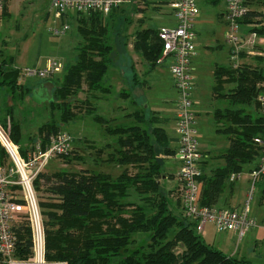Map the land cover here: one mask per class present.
<instances>
[{
  "label": "trees",
  "instance_id": "1",
  "mask_svg": "<svg viewBox=\"0 0 264 264\" xmlns=\"http://www.w3.org/2000/svg\"><path fill=\"white\" fill-rule=\"evenodd\" d=\"M217 1L211 0L213 4ZM260 1L264 4V0ZM116 10L106 16L98 12L76 16L81 41L75 47L73 63L64 65L61 81L56 83L50 79L55 87L49 105L59 108L58 124L77 116L76 102L86 105L88 109L84 113L92 115L99 123L103 137L107 138L97 148L96 163L118 166L121 171L112 175L84 168L39 175L36 187L42 189L40 205L46 217L43 229L47 261L64 264H251L207 243L196 231L195 222L178 218L170 209L168 195L161 185L162 177L167 176L162 168V158L174 155L175 150L169 144L172 139L156 124L160 118L155 114L147 116L135 112L130 122H114L115 119H105L95 113L94 100L110 90L104 77L112 64L113 47L109 44V23L105 20L106 17L113 18ZM263 11L249 10L242 22L257 33H264V25L259 21L264 18ZM133 47L151 67L157 65L156 60L162 53L157 29L137 30ZM253 57L246 61L239 59L234 66L216 65L213 70V97L227 99L232 108H216L213 114V127L217 134L225 137L228 145L218 155L223 165L213 168L208 175L203 172L207 158L203 153L199 177L202 205L213 206L228 175L255 163L261 154V147L254 139L264 138V115L259 108L256 114L243 108L253 102L258 107L256 96L264 92V86H261L264 58ZM23 75L14 65V56H7L0 50V90H5L11 101L10 105L6 100L0 106V116H3L0 120L4 122V116L9 115L12 138L16 143L22 131L21 123L14 118L16 106L13 103L24 100L32 90L21 82ZM258 82H261L259 86ZM226 85L229 86L226 88ZM80 93L84 98L79 97ZM59 130L61 127L55 125L51 116L38 128L37 138L44 142L49 134ZM23 150L22 154L25 153ZM4 156L7 158L0 145V166L4 165ZM262 185L264 197V181ZM134 194L138 199L129 200ZM15 230L16 255L26 258L30 231L21 224ZM141 232L147 234L146 246L130 250L133 234Z\"/></svg>",
  "mask_w": 264,
  "mask_h": 264
},
{
  "label": "rangeland",
  "instance_id": "2",
  "mask_svg": "<svg viewBox=\"0 0 264 264\" xmlns=\"http://www.w3.org/2000/svg\"><path fill=\"white\" fill-rule=\"evenodd\" d=\"M16 1L12 0L11 4V16L6 14L5 5H7L8 0L4 2L2 9L0 10V50L5 55H15L17 59L16 64L21 66V68L26 67L28 69H37L43 68L46 59L48 58H59L64 65L73 63L75 59V47L81 41L80 35L77 31V22L75 18H69L68 24L69 28L65 32V34L56 36L51 32L52 27H59L60 24L58 20L53 19V13H51L50 9V1L51 0H19L20 4L16 7ZM125 4L116 10V14L113 18H107L105 21H108V32L107 36H109V44L113 47L112 52L110 53L111 59H113V65L117 64V70H113L114 67H110L105 74L104 82H108L112 85V89L110 95L108 97V101H101L98 106V113L107 117L114 116L115 119L123 118V107L121 95H119L120 99L116 96L119 93V90L123 86V78L121 75L113 74L114 72L118 73L120 71V67L125 68L126 66V58L132 57V53L126 45V41L130 39L133 41L134 35L136 31L141 29L143 26L150 24L151 15H161L162 20H152L151 24L155 26H172L167 22L169 19L173 18V13L171 11V7L169 5L170 0H125ZM148 1V3H147ZM211 1V0H210ZM146 4H145V3ZM156 3L160 6L158 11H154L152 6ZM197 16H204L205 22L203 25H206V30L199 32V40L196 43V53L197 57L194 59L193 63L196 67L192 71V75L196 81V90L192 93V98L194 101V107L199 112L200 117L197 120V128L198 133L196 138L198 140V147L203 151H215L221 148L222 140H224L223 135H218L214 132V127L210 122V115L214 114L216 108L225 109L226 107L232 108L225 98H216L210 101L209 91L210 85L212 82V73L210 68L205 66V60L207 57V61L212 58L222 59L223 55H216V53L222 54V50H218L219 52H211L205 49V44L210 40V34L212 30H215L216 38L222 37V30L225 25L217 21V15L215 19V14L219 13L224 6V0H220L219 4H209L207 8L202 7V2L198 0L197 2ZM141 6H147V9H142ZM259 8L260 10H264V4L260 0H254L251 5V9ZM50 9V12H49ZM200 9V11H199ZM124 10V11H123ZM145 10V11H143ZM5 11V12H4ZM143 11L142 15H136ZM156 12V13H155ZM141 16V17H140ZM215 19V20H214ZM55 20L56 23H52ZM216 22V23H215ZM219 24V25H216ZM219 27V28H218ZM244 24L240 25L241 29H244ZM129 36V37H128ZM19 39V40H18ZM18 40V41H16ZM224 40V39H223ZM16 41V43H15ZM225 42V41H224ZM132 43V42H131ZM225 44H227L225 42ZM131 45V44H130ZM228 45V44H227ZM125 48V50H124ZM225 50V49H224ZM211 56V57H210ZM142 60L140 56L135 57V60ZM250 62V61H248ZM170 60L167 58L161 64H158L157 68L147 74L146 80H148L149 85L154 87V92L150 95L154 99H164L169 104L168 109H171L174 106V99L177 98V92L175 88L171 85L172 77L169 71ZM64 73H59L53 80L57 82L61 81V78ZM107 76L109 77L107 80ZM22 83H28L30 85H38L36 82L44 81L43 79L38 78L37 76H25L21 79ZM261 82H258V86ZM261 86H264V82L261 83ZM127 83L124 82V86L126 87ZM229 85H226V88ZM150 89V88H149ZM102 95V94H101ZM105 95V94H104ZM42 96L27 95L24 100L16 101L13 104L18 108L15 109L14 118L15 120L21 123L22 136L18 143H16L12 138L11 132V118L9 115L4 116V122H1L0 125L3 129L9 134V138L12 142L16 143L17 146H21L23 149L30 148L31 145L34 144V141H37L38 136V128L44 124L46 120H48L51 116L54 117L55 125L61 127L62 131L68 133L72 138V152L70 151L68 156L65 157H57L51 160L48 165L45 167L43 172H47L49 174L53 172H57L60 170L63 171H79L81 169L87 168L93 171H101V172H109L112 175H117L121 171V167L114 165H106L105 163L100 162L96 163V157H99L97 153V148L104 144L105 140L101 138L102 132L101 129L98 128V124L87 114H85V109H88L86 105H82L79 102L74 104V110L78 112L77 116L71 119L69 122H64L63 124H58L60 121V111L59 108L51 107L49 105V100H44ZM79 97L84 98L83 94H79ZM117 99V100H116ZM218 99L220 101H218ZM120 100V101H119ZM119 101V106L114 108V105ZM152 103V101H149ZM98 105V102H97ZM88 106V105H87ZM112 106L113 113L112 114ZM253 102L250 106H243L244 110L249 113H258L259 109L256 107ZM2 107V106H1ZM241 107V106H239ZM22 108V110H19ZM97 110V107H96ZM170 111V110H169ZM172 111V110H171ZM3 115V114H2ZM148 115V114H145ZM3 117V116H0ZM171 135L173 128V121L169 124ZM112 141V140H111ZM77 149H76V148ZM75 148V149H74ZM21 152V149H20ZM104 156V154H102ZM5 157V156H4ZM80 157V159H78ZM101 157V156H100ZM164 158V157H163ZM162 158V159H163ZM218 160L217 158H215ZM221 159V158H220ZM211 160V159H210ZM215 160V161H216ZM222 160V159H221ZM174 160L171 158H165L163 161V170L169 171L174 174L175 164ZM223 164V160L221 161ZM2 166L8 164V160L5 157L3 160ZM255 163L248 164L245 167V170L252 167ZM247 171H243L242 175L246 176ZM171 173V174H172ZM168 176L167 180L162 178L161 185L163 186V190L167 193L168 198L170 199L169 206L173 211L175 216L178 218H183L185 220H191L183 215L181 209L177 206L176 201L178 200L177 196L178 189L174 188L171 184L173 182V178L168 172H165ZM177 174V172H176ZM170 178V179H169ZM264 180H257L254 185H251L250 182H245L244 180H240L237 182V186L235 187L236 191L233 197V204H244L246 200H248L249 207L251 209V214L262 215L264 216V205H260V197H261V189H263L262 182ZM170 185L172 190L168 189ZM253 186V188H252ZM252 188L251 197L248 198V193ZM37 190L38 196V204L42 214L43 227L45 228L44 222L46 221V217L43 213V209L40 205L41 199V191L42 189ZM246 192V194H245ZM129 200H137V196L131 195ZM45 200V199H43ZM237 205V206H238ZM236 206V207H237ZM260 218V216H259ZM192 221V220H191ZM25 226L28 230V224L25 220H22L20 223ZM174 230V229H173ZM205 234H202L203 237L210 241L211 238H214V242L221 237L219 232L215 230L211 223H207L204 228ZM201 235V236H202ZM171 236V234H169ZM234 240L237 241V236L234 235ZM134 242L129 246L130 250H133L139 246H146L148 242V237L146 233H135L133 234ZM232 238V237H230ZM244 240V239H243ZM243 240H241L239 245H243ZM45 242V239H44ZM231 243V246H232ZM238 245V244H237ZM19 256V255H18ZM22 258V257H20ZM44 259H46V255H44ZM47 260V259H46Z\"/></svg>",
  "mask_w": 264,
  "mask_h": 264
},
{
  "label": "built area",
  "instance_id": "3",
  "mask_svg": "<svg viewBox=\"0 0 264 264\" xmlns=\"http://www.w3.org/2000/svg\"><path fill=\"white\" fill-rule=\"evenodd\" d=\"M6 0H0V10ZM125 0H51L50 9L58 19L75 18L98 12L104 16L120 8ZM198 0H170L174 24L157 28L162 53L156 60L161 64L167 58L172 84L177 92L175 101V127L180 166L176 174L180 209L187 218L195 222L196 231L201 234L207 223L219 233L232 232L242 239L254 226L248 200L239 208L206 206L200 200L201 161L203 152L196 138V118L193 109L192 61L196 50V32L193 21ZM254 0H225L223 18L224 39L233 48L232 59L237 64L240 53L264 58V33H257L247 24L248 30L240 28ZM69 28L67 21L59 27H52L56 36ZM64 64L59 58H48L43 68L23 70L26 76H37L48 80L61 73ZM258 108L264 115V92L256 96ZM261 147V154L248 171L251 185L264 180V138L254 139ZM72 138L65 131L49 134L43 142L40 138L22 154L19 146L12 142L9 134L0 125V145L4 149L8 164L0 166V264H64L44 259L45 242L42 214L38 204L36 181L48 163L72 149ZM241 176L240 171L229 175L230 181ZM41 181V180H39ZM253 188V186H252ZM252 188L248 193L251 197ZM25 220L30 231V249L26 258H19L17 251V226Z\"/></svg>",
  "mask_w": 264,
  "mask_h": 264
},
{
  "label": "crops",
  "instance_id": "4",
  "mask_svg": "<svg viewBox=\"0 0 264 264\" xmlns=\"http://www.w3.org/2000/svg\"><path fill=\"white\" fill-rule=\"evenodd\" d=\"M11 2H12V0H8L7 5H5L6 14L10 15V16H11V4H12ZM199 2H200V0H199ZM201 2L203 4L202 5L203 8H207V5H209L210 3L213 4L210 0H201ZM219 2H220V0H218L216 4H219ZM147 3H148V1H147ZM15 4H16V7H18L20 4V1L17 0ZM198 5L199 4H197V7H198ZM224 5H225V0H224ZM139 7H141L142 9L143 8L147 9V6L144 7V6L139 5ZM152 8L154 11H156V10L158 11V9H160V6L156 3H154ZM145 10H143V11H145ZM253 10L260 11L259 8L258 9L253 8ZM143 11H141L140 13H137L136 15H142ZM199 11H200V9H199ZM223 11H224V6H223V9L219 13L215 14V19H216V15H217V21L220 23H223L225 25L224 18H223ZM49 12H50V9H49ZM51 13H52V11H51ZM149 18H151V21L152 20H162L161 15H159V14L158 15L153 14ZM204 18L205 17L202 15L197 16V10H196V14H195L194 21H193V28H194V30L196 32V36H197L196 43L199 40L200 30L201 31L206 30V27H205L206 25H203V23L205 22ZM53 19L58 20L59 24L64 22V21H67V22L69 21L66 18L58 19V18L54 17V15H53ZM151 21L149 22L150 24L143 26L142 29L143 28H154V29L159 28V26H155V25L151 24ZM259 21H260V23H262L264 25V18H260ZM167 22H169L168 23L169 25L174 24V20L172 18L169 19ZM52 23H56L55 20H53ZM216 25H219V24H216ZM163 26H167V25H163ZM243 28H244L243 31H247L248 30L247 24H244ZM221 30H222V37L221 38H216V36H215L216 32H215V30H212V32L210 34V40L208 41V43H206L204 45L205 49H207L211 52H214V51L219 52L218 50L223 51L222 54L216 53V55H218V56L223 55L222 59L212 57L207 61V57H206V60H205V66L207 68H210V71L212 73V82H211L210 91H209L210 101L216 99L213 97V93H212V87L214 84V82H213V70H214L215 66L216 65L234 66L233 64L235 61L232 59L233 48L224 39L225 27H224V29H221ZM18 40H16V41H18ZM16 41H15V43H16ZM224 41L228 45L225 44ZM133 44H134V39L132 41L129 37V40L126 41V45H128V48L130 49V52L132 53V57L126 58V66H125V68L120 67L121 72H118V73L114 72L113 73L115 75H117V74L121 75V77L123 78V86H124V82L127 83V86L126 87L122 86V88L119 90V93L116 96L118 99H120L119 95H121V100H122L121 104H122L123 111H124L123 112L124 113L123 118L121 119V121L122 122H130L132 119V116H134L135 112H141L142 114H144V115L148 114L149 116H151L152 114H155L157 116V118H160L159 123L157 122L156 124L159 127H162L164 129V131H165V133L169 139H172L169 144H170V147L175 150L174 155L165 156L163 159L171 158L172 160H174L173 163L175 164L174 165L176 168L175 171L177 172L179 169V166H180V161L178 159V153H177L178 143H177V138H176V127H175V101H176V99H174L175 101L173 102L174 106H172V108L169 109L170 111L169 110L167 111L169 104L167 103L166 100L154 99L151 97L150 94L152 92H154V87L149 85L148 80H146V76H147V74H149L150 72L155 70V68H157V66H159V65H155V66L151 67L143 59L142 60H140V59L135 60V57H138V56L141 57V54H140V52L136 51V49L133 47ZM124 50H125V48H124ZM244 53H240L238 55L237 59H240V60L242 59V60L246 61V60H251L250 58H254L253 56L247 57L246 54H244ZM12 55L14 56V65L18 69H20L21 72L23 73V70L27 66L21 68V66L16 64L17 59L15 58V55L14 54H12ZM196 57H197V53L195 51L193 61ZM193 61H192V71L194 69H196ZM113 64L114 63H113V59H112V64L108 67V69L110 67H114L113 70H117L116 66H118V65L117 64L113 65ZM108 78L109 77L107 76V80H108ZM40 82L41 81H38L36 83L39 84ZM193 82H194L193 90L194 89L196 90V81L194 79V76H193ZM23 84L28 86V87H32V88L36 87V85H30L27 82L26 83L23 82ZM105 84L107 86H109L110 90L105 95H99L98 98L96 100H94L93 103H94L95 107H97V110L95 109V113L97 115H100L101 117H103L105 119H115L114 116L105 117V116L98 113L99 103L101 101H108V97H109L111 89H112V85H110L109 80L107 83L105 82ZM171 85L173 86L172 82H171ZM6 100H7V103L10 105L11 101L9 98L7 99L6 94H5V90L1 89L0 90V106H2ZM119 101H117V103L115 105H114V103L112 104L114 106V108H117L119 106L118 105L120 103ZM149 101H152V103H150ZM218 101H220V100H218ZM97 102H98V105H97ZM113 106L111 109L112 114H114L113 113ZM194 106L195 105H194V101H193V107ZM16 108H18V107L16 106L15 109ZM19 110H22V108H19ZM14 113H15V110H14ZM194 114H195V118H196V130H198L197 120L200 117V115H199V112H197V110L195 108H194ZM89 116L93 119L92 115H89ZM93 120L95 121V119H93ZM116 121H120V119L119 120L115 119L114 122H116ZM172 121H173V128L171 130L172 134L170 135L169 134V132H170L169 131L170 130L169 124ZM95 122L98 124V128H100L99 123L97 121H95ZM210 122H211V125H213V114L210 115ZM21 131H22V129H21ZM214 132L216 133L215 129H214ZM197 133H198V131H197ZM218 135H220V134H218ZM101 138L103 140L107 139V138H104L102 136H101ZM227 145H228V142L224 137V140H222V146L220 149L215 150V151H203V150H201L207 156V158L204 160L205 163L203 166V169H204L203 172L205 174L208 175V174H210V170H212L213 168H216L217 166L223 165L221 162L222 160L220 159V157L218 155H219V153H221L225 150ZM19 148H21L23 150V148L21 146H19ZM26 150H27V148H25L23 151L26 152ZM215 158H217V159L219 158V159L216 160ZM247 170L249 171L250 168ZM247 170H245V167L242 170H240L241 176L239 179H237L235 181H230L229 175L231 173L228 175V178L225 182L222 193L218 196V198H217V200L213 206H216L219 208H232V209L240 207L241 203L239 205L233 204V197H234V194L236 191L235 187L237 186L238 181L244 180L245 182H249L248 175H246V176L242 175L243 171H247ZM164 172H168L170 174V178L172 176L173 182L171 184L173 185L174 188H177L176 172L174 174L171 172V170H169V171L164 170ZM247 174H248V172H247ZM167 177L168 176H163L162 178L167 180L168 179ZM201 184H202V181H200V193H201ZM166 185L168 186L169 190H172L173 187H171L168 184H166ZM261 191H262V189H261ZM245 194H246V192H245ZM177 198H178V200L176 201V207L178 206L180 208L179 195L177 196ZM168 202H171L169 198H168ZM260 205H264V197L262 196V193H261V197H260ZM250 215L255 221V226L240 240L237 238V241H233V243H232L231 241L234 240L233 236L235 235L232 232L220 233L223 235H221V237H219L215 242H214V238H211L210 241H207L202 235V234H205L204 231H203V233H201V235H202L201 237L207 243H209L213 247L223 251L225 254H227L229 256L244 258V259L248 260L251 264H264V216L251 214V209H250ZM259 216H260V218H259ZM230 237H232V238H230ZM241 240H243V245H241V244L239 245V243H238ZM231 243H232V246H231Z\"/></svg>",
  "mask_w": 264,
  "mask_h": 264
},
{
  "label": "water",
  "instance_id": "5",
  "mask_svg": "<svg viewBox=\"0 0 264 264\" xmlns=\"http://www.w3.org/2000/svg\"><path fill=\"white\" fill-rule=\"evenodd\" d=\"M54 83L52 80H44L40 82L35 88H32L31 95L37 94L38 96L43 95L44 100H49V102L53 101V90H54Z\"/></svg>",
  "mask_w": 264,
  "mask_h": 264
}]
</instances>
